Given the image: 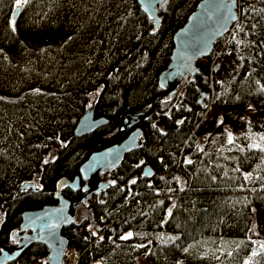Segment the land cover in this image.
<instances>
[{
  "label": "trees",
  "instance_id": "trees-1",
  "mask_svg": "<svg viewBox=\"0 0 264 264\" xmlns=\"http://www.w3.org/2000/svg\"><path fill=\"white\" fill-rule=\"evenodd\" d=\"M199 1L165 0L154 31L136 0H28L15 18V0H0V244L24 211L56 203L88 145L119 143L131 131L117 134L122 117L149 110L172 36ZM236 1L233 28L156 102L110 185L62 229L75 258L64 264H264V152L249 148L264 146V0ZM88 108L107 123L73 137ZM25 182L37 191H20ZM46 254L33 244L9 264H46Z\"/></svg>",
  "mask_w": 264,
  "mask_h": 264
},
{
  "label": "water",
  "instance_id": "water-1",
  "mask_svg": "<svg viewBox=\"0 0 264 264\" xmlns=\"http://www.w3.org/2000/svg\"><path fill=\"white\" fill-rule=\"evenodd\" d=\"M136 2L139 9L152 21L155 31L160 24L158 10L165 0ZM17 12L15 9L13 18ZM237 18L236 0H200L197 3L185 24L172 36L169 62L156 79L161 93L152 99L149 110L128 113L122 117L117 126V134L126 129L131 131L119 143L98 151L93 148L103 140L88 145L87 159L79 166L77 175L72 180L61 179L56 184L54 205L24 211L20 215L18 228L10 233L11 243L0 244V264L14 262L33 244L46 248V264H63L68 247L61 231L76 224L78 206L85 204L89 197L97 195L110 185L111 181L102 176L113 171L127 153L137 148L143 135L142 129L138 127L139 123L153 113L159 99L172 97L185 77L191 80L199 72L215 42L233 28ZM203 95H200L199 103L202 102ZM106 123L105 118H95L93 109L88 108L78 120L73 137L89 135ZM142 174L149 177L152 171L145 167ZM64 188L72 192L81 190V194L74 201H69L61 195ZM19 190L36 192L37 187L34 182H25Z\"/></svg>",
  "mask_w": 264,
  "mask_h": 264
},
{
  "label": "snow or ice",
  "instance_id": "snow-or-ice-1",
  "mask_svg": "<svg viewBox=\"0 0 264 264\" xmlns=\"http://www.w3.org/2000/svg\"><path fill=\"white\" fill-rule=\"evenodd\" d=\"M28 2V0H15V3H16V11H19L21 9V7H23L24 4H26ZM13 31H15V28L13 27ZM233 39H235V37H233ZM239 43H242V42H238V45ZM264 90V89H262ZM178 123H183V121H178ZM155 127V125L153 126ZM261 140H264V136H261L260 137ZM233 142V137H232V134L231 133H228V143H232ZM249 148H257L259 149L260 151L264 152V146H262L261 144L259 143H253V144H250L249 145ZM202 150V149H201ZM47 162V161H46ZM185 163L187 164H190L192 163L191 160H185ZM139 166V165H138ZM147 174V173H146ZM249 177L246 176L245 179H248ZM161 179H164L163 177H161ZM177 181H179V177L175 178ZM131 184H135L136 183V180H132L130 181ZM181 191H183V188L180 189ZM175 206V205H173ZM169 215H171V209H169ZM93 235H96L95 232H93ZM132 233L129 232L127 233L126 235L124 236H121V239L123 240H126V239H129L132 237ZM262 247H264V244H262Z\"/></svg>",
  "mask_w": 264,
  "mask_h": 264
},
{
  "label": "built area",
  "instance_id": "built-area-1",
  "mask_svg": "<svg viewBox=\"0 0 264 264\" xmlns=\"http://www.w3.org/2000/svg\"><path fill=\"white\" fill-rule=\"evenodd\" d=\"M64 258H65V260H64L65 263L74 262V260H75L73 253L69 250L66 252Z\"/></svg>",
  "mask_w": 264,
  "mask_h": 264
},
{
  "label": "rangeland",
  "instance_id": "rangeland-1",
  "mask_svg": "<svg viewBox=\"0 0 264 264\" xmlns=\"http://www.w3.org/2000/svg\"><path fill=\"white\" fill-rule=\"evenodd\" d=\"M248 116H250L251 119L254 117L253 116V110L250 111V113L248 114ZM93 150H94V148H93ZM138 264H146V263H145L144 259H140Z\"/></svg>",
  "mask_w": 264,
  "mask_h": 264
},
{
  "label": "flooded vegetation",
  "instance_id": "flooded-vegetation-1",
  "mask_svg": "<svg viewBox=\"0 0 264 264\" xmlns=\"http://www.w3.org/2000/svg\"><path fill=\"white\" fill-rule=\"evenodd\" d=\"M104 179H106V174H103V176H102ZM82 184V183H81ZM16 230V229H15Z\"/></svg>",
  "mask_w": 264,
  "mask_h": 264
}]
</instances>
